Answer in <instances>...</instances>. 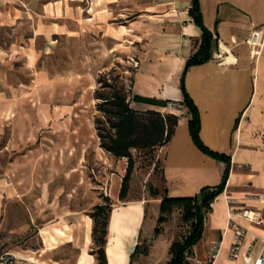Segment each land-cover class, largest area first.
Masks as SVG:
<instances>
[{
  "label": "rangeland",
  "instance_id": "rangeland-1",
  "mask_svg": "<svg viewBox=\"0 0 264 264\" xmlns=\"http://www.w3.org/2000/svg\"><path fill=\"white\" fill-rule=\"evenodd\" d=\"M153 2L0 0V255L20 264H97L90 215L105 197L113 211L143 205L136 245L147 254L131 264H169L171 245L191 231L175 211L154 234L166 146L133 150L121 200L128 159L101 147L96 129L98 81L123 77L130 89L148 48L137 21Z\"/></svg>",
  "mask_w": 264,
  "mask_h": 264
},
{
  "label": "crops",
  "instance_id": "crops-1",
  "mask_svg": "<svg viewBox=\"0 0 264 264\" xmlns=\"http://www.w3.org/2000/svg\"><path fill=\"white\" fill-rule=\"evenodd\" d=\"M198 2L204 25L216 43L210 61L189 68L185 87L199 112L203 144L227 156L230 168L225 188L206 213L202 237L188 259L210 264V250L219 245L214 264H245L241 258H230L236 231L245 229L243 249H250L253 259L264 241V44L255 55L247 43L253 31L264 34V0ZM192 4L193 0L156 2L144 8L137 21L140 40L148 48L138 63L133 94L168 103L159 107L131 102V107L179 117L164 162V186L171 198L195 197L205 187L218 186L227 169L225 162L194 143L191 114L180 87L186 61L202 37L190 15ZM119 210L122 213L113 220ZM143 216V205L136 201L112 212L108 264L132 263ZM252 216L257 220L252 221ZM120 240L129 242L128 250L119 247Z\"/></svg>",
  "mask_w": 264,
  "mask_h": 264
},
{
  "label": "trees",
  "instance_id": "trees-1",
  "mask_svg": "<svg viewBox=\"0 0 264 264\" xmlns=\"http://www.w3.org/2000/svg\"><path fill=\"white\" fill-rule=\"evenodd\" d=\"M190 15L202 30L199 46L187 59L181 77L180 87L184 95V104L191 114L189 121L190 133L194 143L201 151L219 161L225 162L227 169L221 184L216 187H205L195 197L188 198H171L168 195L167 188L164 186L163 176L164 191L157 225L154 230L155 236L161 233L162 225L170 219L175 211L182 212L184 222L191 226V231L187 236L181 240L174 241L171 245V260L169 264H190L187 260L192 254L193 246L202 237L205 215L210 211L211 204L216 197L223 192L230 168V159L227 156L212 151L203 144L200 138L201 123L199 112L185 87V75L189 68L210 61L216 43L213 34L204 25L198 0H193ZM134 81L135 76L131 81L130 89H127L123 77L120 81L118 79V84H111L107 75H103L98 81L100 87L96 90V98L100 100L98 103L100 115L95 122L101 147L118 159H128V167L120 190L121 200H124L129 192L135 166L133 150H154L158 147L167 146L172 139L179 120L177 115L171 113L133 109L131 102H140L159 107H165L168 103L164 100L133 94ZM104 200L103 204L94 207L90 215L93 220L92 240L95 246L97 264H108L106 248L113 207L110 197H105ZM138 253H146V251L140 252V245H137L131 259Z\"/></svg>",
  "mask_w": 264,
  "mask_h": 264
},
{
  "label": "built area",
  "instance_id": "built-area-1",
  "mask_svg": "<svg viewBox=\"0 0 264 264\" xmlns=\"http://www.w3.org/2000/svg\"><path fill=\"white\" fill-rule=\"evenodd\" d=\"M156 2L162 3L168 0H155ZM247 43L251 46L253 54H258L264 44V34L262 31L255 30L251 33V35L247 39ZM252 221H256L257 219L255 216L250 217ZM260 221V220H259ZM246 234L245 229L240 228L236 231V239L233 242L231 249H230V258L237 260L243 259L245 264H264V241L261 243L259 253L255 259L251 257L250 249L244 250L243 249V238ZM220 251V246L213 247L210 250V258L211 263L214 264L218 254ZM0 264H20L17 258L10 254L4 253L0 255Z\"/></svg>",
  "mask_w": 264,
  "mask_h": 264
}]
</instances>
